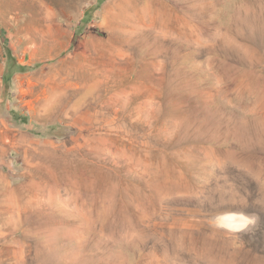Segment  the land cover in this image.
Here are the masks:
<instances>
[{
    "label": "rangeland",
    "instance_id": "obj_1",
    "mask_svg": "<svg viewBox=\"0 0 264 264\" xmlns=\"http://www.w3.org/2000/svg\"><path fill=\"white\" fill-rule=\"evenodd\" d=\"M0 264H264V0H0Z\"/></svg>",
    "mask_w": 264,
    "mask_h": 264
},
{
    "label": "bare ground",
    "instance_id": "obj_2",
    "mask_svg": "<svg viewBox=\"0 0 264 264\" xmlns=\"http://www.w3.org/2000/svg\"><path fill=\"white\" fill-rule=\"evenodd\" d=\"M121 21L119 24H117L116 25V28H117V30L118 31H120V29H122V28H127V27H132L134 24H133V21H132V19H131V17H126V16H124L122 13H114L113 15H112V21L113 22H117V21ZM123 30V29H122ZM113 37V35L111 36V39H114V38H112ZM120 40V39H119ZM49 100H47V101H49L50 103H48L49 105H51L52 104V106H54V105H56V102L59 100V98H58V100H57V96H55V94H54V92L52 93V94H50V96H49V98H48ZM58 103V102H57ZM47 104V105H48ZM44 107V106H43ZM46 107V106H45ZM51 107L49 106V108H47V110L48 109H50ZM53 108V107H52ZM45 111V110H44Z\"/></svg>",
    "mask_w": 264,
    "mask_h": 264
},
{
    "label": "trees",
    "instance_id": "obj_3",
    "mask_svg": "<svg viewBox=\"0 0 264 264\" xmlns=\"http://www.w3.org/2000/svg\"><path fill=\"white\" fill-rule=\"evenodd\" d=\"M22 68H23V67H21V71L23 70Z\"/></svg>",
    "mask_w": 264,
    "mask_h": 264
}]
</instances>
